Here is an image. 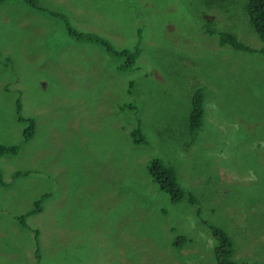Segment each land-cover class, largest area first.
I'll return each instance as SVG.
<instances>
[{
	"label": "rangeland",
	"instance_id": "374dc122",
	"mask_svg": "<svg viewBox=\"0 0 264 264\" xmlns=\"http://www.w3.org/2000/svg\"><path fill=\"white\" fill-rule=\"evenodd\" d=\"M38 2L63 19L0 3V142L19 144L0 156V264L34 259V237L15 216L42 192L41 212L25 219L38 232V264H215L207 223L228 234L230 260L264 264V56L198 28L203 17L261 47L246 0ZM64 22L116 50L139 38L138 68L119 72L101 46L66 36ZM197 87L203 117L190 135ZM19 114L36 117L25 143ZM137 126L145 143L132 139ZM153 158L195 205L158 188Z\"/></svg>",
	"mask_w": 264,
	"mask_h": 264
},
{
	"label": "trees",
	"instance_id": "16d2710c",
	"mask_svg": "<svg viewBox=\"0 0 264 264\" xmlns=\"http://www.w3.org/2000/svg\"><path fill=\"white\" fill-rule=\"evenodd\" d=\"M11 1L13 0H0V3ZM19 1L32 10L47 12L53 18H58L60 20L63 19L62 16L50 9H47L44 4L39 3L38 0ZM244 12L249 26L253 27L257 37L262 42V46L259 48H251L241 44L232 32H229V30L226 29H215L209 26L208 21L203 17L201 18L202 20L198 26L199 31L203 35L214 36L213 38L216 40V43L219 46L227 45L236 50H243L247 53H257L261 56H264V0H246L244 4ZM64 34L73 41L91 42L101 46L108 55L112 56L114 68H116L119 72H128L138 68V60L141 49L139 38L131 47L124 48L122 50H116L107 41L97 37L94 33L77 30L71 25H66V23L64 26ZM203 98L204 94L200 87H197L190 97L187 116L188 133L190 135L195 133V131L201 125L203 117ZM18 110L19 108L17 107V111ZM35 120V116H22L20 114L17 116L16 121L22 123L23 127L21 132L23 143L27 142L33 136L36 127ZM131 136L135 143H145L144 136L138 126L131 131ZM191 141V138H188V148L191 145ZM18 150L19 144L0 142V156L15 155ZM147 171L157 184L158 188L167 194L170 201L177 202L185 197L191 205H195L194 197L177 184L174 172L169 166H166L158 159L153 158L149 162ZM29 172L30 170L28 169L15 170L12 172L11 176L12 178H17L25 176ZM0 185H3L1 178ZM44 193L45 192H42L36 197V199L33 200L30 208L15 216V221H17L23 228L28 229L34 237L35 243L32 249L34 259L30 260L31 264H38L40 257L38 232L36 229L28 227L25 219L30 215L41 212L43 201L45 197H47V194ZM199 213L200 210L198 206H195V214L199 215ZM206 226L210 230L209 234L212 238H215L216 241V244L213 248L215 264H237L235 260L229 259L232 254V244L228 234L219 226L209 223H207ZM182 242L183 237L176 236L172 239L171 244L174 247H179Z\"/></svg>",
	"mask_w": 264,
	"mask_h": 264
}]
</instances>
